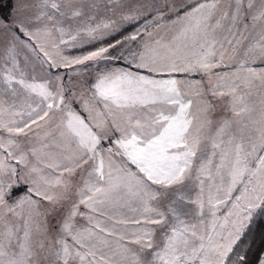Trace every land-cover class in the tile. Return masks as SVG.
Listing matches in <instances>:
<instances>
[{"label":"snow or ice","instance_id":"6c2138e0","mask_svg":"<svg viewBox=\"0 0 264 264\" xmlns=\"http://www.w3.org/2000/svg\"><path fill=\"white\" fill-rule=\"evenodd\" d=\"M0 46V264H264V0H0Z\"/></svg>","mask_w":264,"mask_h":264},{"label":"rangeland","instance_id":"374dc122","mask_svg":"<svg viewBox=\"0 0 264 264\" xmlns=\"http://www.w3.org/2000/svg\"><path fill=\"white\" fill-rule=\"evenodd\" d=\"M195 2V0H189V3H194ZM0 47H2V46H0ZM66 54H77V52H76V50H73V49H69V50H67L66 51ZM3 55V53H2V51H0V56H2ZM24 57H27L28 58V61L30 62V63H35L36 61H35V57H34V55L33 54H31L30 52H28L26 49H22L21 50V54H20V57H19V59L21 60V63L23 64V62H24ZM35 74V73H34ZM195 78H199V76H196ZM73 107H75L76 109H77V111H80V114L83 116V115H85L80 109H79V107H78V104L77 105H73ZM85 119H87V117L85 116Z\"/></svg>","mask_w":264,"mask_h":264},{"label":"trees","instance_id":"16d2710c","mask_svg":"<svg viewBox=\"0 0 264 264\" xmlns=\"http://www.w3.org/2000/svg\"><path fill=\"white\" fill-rule=\"evenodd\" d=\"M5 3H7V0H5ZM8 8H4L3 12L7 13L8 12ZM129 31L131 30V28L128 29ZM126 34V33H125ZM257 244H259V231L257 232Z\"/></svg>","mask_w":264,"mask_h":264}]
</instances>
